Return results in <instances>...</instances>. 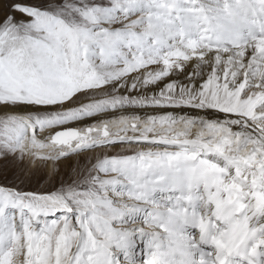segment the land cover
Masks as SVG:
<instances>
[{"label":"snow or ice","instance_id":"6c2138e0","mask_svg":"<svg viewBox=\"0 0 264 264\" xmlns=\"http://www.w3.org/2000/svg\"><path fill=\"white\" fill-rule=\"evenodd\" d=\"M0 264H264V0H0Z\"/></svg>","mask_w":264,"mask_h":264}]
</instances>
